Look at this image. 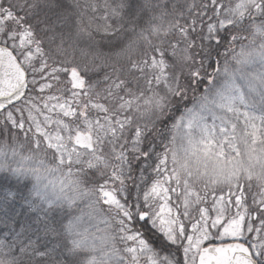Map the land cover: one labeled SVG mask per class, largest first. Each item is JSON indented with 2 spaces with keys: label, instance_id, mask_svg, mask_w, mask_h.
Listing matches in <instances>:
<instances>
[{
  "label": "snow or ice",
  "instance_id": "snow-or-ice-1",
  "mask_svg": "<svg viewBox=\"0 0 264 264\" xmlns=\"http://www.w3.org/2000/svg\"><path fill=\"white\" fill-rule=\"evenodd\" d=\"M0 264H264V0H0Z\"/></svg>",
  "mask_w": 264,
  "mask_h": 264
},
{
  "label": "trees",
  "instance_id": "trees-1",
  "mask_svg": "<svg viewBox=\"0 0 264 264\" xmlns=\"http://www.w3.org/2000/svg\"><path fill=\"white\" fill-rule=\"evenodd\" d=\"M97 39L99 40L100 39V37L99 36H97ZM101 51H107V48L105 47V48H102L101 49ZM201 91L203 90V86H201V89H200ZM190 96H191V94H190ZM190 104H191V100H189V106H190ZM177 115H179V113H177Z\"/></svg>",
  "mask_w": 264,
  "mask_h": 264
}]
</instances>
